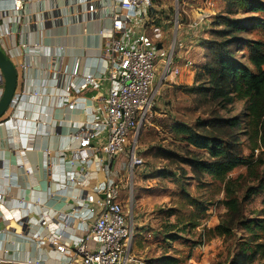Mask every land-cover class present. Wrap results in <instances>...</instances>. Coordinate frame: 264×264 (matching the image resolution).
<instances>
[{"label": "crops", "instance_id": "0c3cea01", "mask_svg": "<svg viewBox=\"0 0 264 264\" xmlns=\"http://www.w3.org/2000/svg\"><path fill=\"white\" fill-rule=\"evenodd\" d=\"M88 1L22 0V9L15 11L13 0H0V46L17 71L13 104L0 119V259L70 262L75 258L74 244L99 214L97 201L103 199V188L124 180V155L108 160L84 149L85 162L74 158L75 152L83 149L82 143L92 148L103 144L107 136L101 102L107 91V63L99 31L110 21L87 14ZM150 13L153 18L144 24L154 18L162 21L155 9ZM184 31L180 24L177 35ZM178 36L175 47L181 54L193 42L198 44L196 39L184 38L180 47ZM163 41L157 45L167 54ZM200 49L203 53L204 47ZM164 59L158 62L156 77H162ZM182 60V68L173 66L179 75L165 79L170 81L168 88L189 87L195 82V71L203 69L192 70L193 63L185 67V61L190 60L179 62ZM76 68L78 76L74 77ZM85 73L99 79L97 88L83 84ZM156 95L154 92L153 101ZM84 131L93 137L82 142L75 139ZM75 181L83 183L76 185ZM89 196L93 203L86 202ZM58 213L69 214L70 225L57 224ZM50 234L61 237L69 252L62 254L47 244ZM88 246L94 247L92 243Z\"/></svg>", "mask_w": 264, "mask_h": 264}, {"label": "rangeland", "instance_id": "374dc122", "mask_svg": "<svg viewBox=\"0 0 264 264\" xmlns=\"http://www.w3.org/2000/svg\"><path fill=\"white\" fill-rule=\"evenodd\" d=\"M229 4L228 0H178V2L162 0L154 5L153 10L155 9L157 15L162 17V21L169 23L165 24L154 18L149 25L144 24V28H148L146 33L157 42L167 38V41L165 39L163 42L166 52L169 53L170 44L178 36L175 31L177 29L175 17L176 14H180L179 24L185 31L183 35L177 37L178 45L180 47L183 45L184 38H189L188 41L196 39L198 44L195 45L193 42L194 45L188 46V51L183 54L175 47L174 67L182 68L183 60L181 62L179 60L185 58L194 64L192 70L194 67L199 69L212 61V52L218 51L219 45L224 40H229L233 36L245 40L262 38L258 29L250 31L256 26L254 19H261V15L251 13L249 10L235 11ZM220 17L242 22L241 24L248 30L236 33L231 31V37H219L215 32L227 28L213 25V22L218 21ZM237 46L236 43H230L227 47L232 52ZM202 47H204L203 53L200 49ZM236 54L243 61L242 51H237ZM206 78L208 75L203 68L202 71H195L192 78L195 82L189 87L174 85L168 88L170 81L163 80L160 74L152 85L153 94L156 92L158 95L153 101L150 117L139 132L136 145L142 165L131 171L127 159L122 172L124 180L118 184L123 209L128 216L132 215L135 237L130 264L134 262L148 264L149 261H152V264H163L167 259L178 260V264H229L239 242L244 238H250V235L241 228H235L231 236H217L213 231L218 222L229 220L224 206L226 195L224 184L211 181L207 175L204 176L202 183L196 184L191 181L192 174L189 168L179 165L174 159L164 160L155 156L158 147L182 157H190V153L207 156L205 152L182 142V136L173 131V126L181 124L194 131L211 132V123L207 122L201 128L198 123L214 116L224 118L233 114L226 113L200 92L199 88L204 85ZM162 84H165V87H162ZM233 108L235 113L241 112L239 105L228 107L227 110ZM132 141L130 140L128 150L132 146ZM256 156L257 152L254 158ZM238 176H242L241 179L238 180ZM230 177L235 182L238 195L243 197L245 190L252 183L246 176L245 168H237ZM182 189L204 205V211L195 221L196 227H192L188 222L190 216L188 212L193 210V206L188 205L181 197ZM175 208H179V213L174 216L169 215V212ZM243 215L245 219L264 218V207L259 196H252L250 200L244 202ZM162 235L166 237L175 235L178 239L166 240Z\"/></svg>", "mask_w": 264, "mask_h": 264}, {"label": "built area", "instance_id": "2783aa9c", "mask_svg": "<svg viewBox=\"0 0 264 264\" xmlns=\"http://www.w3.org/2000/svg\"><path fill=\"white\" fill-rule=\"evenodd\" d=\"M162 0H90L86 13L91 17H105L110 21L107 27H102L99 35L103 40V56L106 59L105 81L107 91L101 99L103 115L107 127L106 140L101 145L89 147L82 143L81 150L74 154L79 162H85L87 155L101 154L112 160L124 155L129 160V168L142 165L137 155V139L141 128L150 117L153 105L152 85L156 79L157 65L165 58L162 67V79L179 75V70L173 68V54L175 40L171 44L169 53L165 54L157 49V41L146 33L143 24L152 17L150 11L155 4ZM178 2V0H172ZM14 10L22 9V0H13ZM150 13V14H149ZM179 15L176 14V28L180 27ZM176 29V31H177ZM185 67H191L192 62L185 61ZM78 76L77 68L72 72ZM85 86L97 88L99 82L93 74L85 73L81 76ZM2 78L0 75V96L2 94ZM13 104V103H12ZM73 103L69 108H73ZM99 124L94 123L97 127ZM93 135L84 131L76 135L81 142ZM132 146L128 150V145ZM74 181V180H73ZM82 181H75L81 185ZM103 199L97 201L99 214L85 229V236L74 244L72 252L76 258L63 264H130L134 229L132 215L128 216L120 202V188L118 184L109 182L102 190ZM86 202L93 203L89 196ZM57 224L70 225L72 217L69 214L58 213L55 217ZM23 227V222H19ZM45 241L56 251L65 254L69 248L61 241V237L49 235ZM42 242L46 243V242ZM92 243L93 248L88 244ZM0 264H39L36 260L12 262L0 259ZM136 264V262H134Z\"/></svg>", "mask_w": 264, "mask_h": 264}, {"label": "trees", "instance_id": "16d2710c", "mask_svg": "<svg viewBox=\"0 0 264 264\" xmlns=\"http://www.w3.org/2000/svg\"><path fill=\"white\" fill-rule=\"evenodd\" d=\"M228 1L230 8L235 11L249 10L262 17L254 19L256 26L250 30L260 31L262 38L255 40L231 37L233 31L236 33L248 30L242 22L227 17H220L218 21L213 22L216 27H227L215 32L217 36L231 38L224 40L218 51L212 52V61L209 64L203 65L208 78L199 90L220 109L233 114L224 118L214 116L198 123L200 128L207 122L211 123V132L194 131L181 124L173 126L174 133L182 136V142L205 152L207 156L188 153L190 157H182L161 147L157 148L155 156L164 160L174 159L179 165L189 168L191 181L196 184L202 183L205 175L211 181L224 184V206L229 220L218 222L214 233L217 236H231L235 228H241L250 235V238L239 242L229 264H264V218L245 219L243 215L244 202L252 196H259L264 207V0ZM230 43H236L237 49H232V52L228 50ZM240 50L243 61L236 54ZM236 105H239L241 112L235 113L234 108L227 110L228 107ZM256 152L257 156L254 158ZM240 167L245 168L246 176L252 182L243 197L238 195L235 182L230 177V174ZM241 177L238 176L237 179ZM181 197L188 205L193 206V210L188 212V222L192 227H196L195 221L204 211V205L184 189L181 191ZM177 213L179 208L172 209L169 215L174 216ZM162 237L172 241L178 239L175 235ZM163 264H178V260L167 259Z\"/></svg>", "mask_w": 264, "mask_h": 264}, {"label": "water", "instance_id": "95a60500", "mask_svg": "<svg viewBox=\"0 0 264 264\" xmlns=\"http://www.w3.org/2000/svg\"><path fill=\"white\" fill-rule=\"evenodd\" d=\"M157 49H161V45H157ZM0 75L2 78V94L0 96V119L5 115L12 105L15 97V90L17 84V71L15 66L7 54L0 46Z\"/></svg>", "mask_w": 264, "mask_h": 264}]
</instances>
